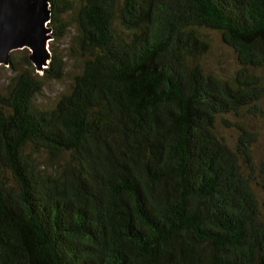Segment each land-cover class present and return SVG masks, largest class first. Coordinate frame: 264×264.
<instances>
[{"label":"trees","instance_id":"16d2710c","mask_svg":"<svg viewBox=\"0 0 264 264\" xmlns=\"http://www.w3.org/2000/svg\"><path fill=\"white\" fill-rule=\"evenodd\" d=\"M49 3L67 53L38 72L13 52L0 91V264H264L258 134L217 130L264 122V0ZM205 31L236 54L229 79L206 71Z\"/></svg>","mask_w":264,"mask_h":264},{"label":"rangeland","instance_id":"374dc122","mask_svg":"<svg viewBox=\"0 0 264 264\" xmlns=\"http://www.w3.org/2000/svg\"><path fill=\"white\" fill-rule=\"evenodd\" d=\"M66 18L67 20H70L72 18V14L68 13ZM74 33V27L72 26L69 29V33L66 38L58 43H56V41L50 42V45L55 43V47H58L63 54H66ZM205 33L207 34V41L210 44V50L203 61L206 71L213 73L220 78L229 79L239 67L236 54L222 42L220 32L205 31ZM17 52L19 57L22 53H24V50H18ZM23 55L24 54H22L19 58ZM257 73L258 75H262L264 78V69L257 70ZM12 76L13 71H11L9 65L2 66L0 68V91H5V88ZM66 86L67 81L62 83H49L43 93L36 98L37 103L44 107H50L54 103L56 97L66 89ZM222 120L229 122L230 125H227V123H220ZM219 123L220 124L217 129L219 135L222 136L231 146H235L236 140L239 136V131L234 127L235 125H244L253 132L257 133L259 142L254 147L255 160L257 163L264 160V122L262 120L242 114L239 116L224 115L219 119ZM39 156L40 159H43L44 157L43 154H39ZM254 188L261 196L259 187L254 185Z\"/></svg>","mask_w":264,"mask_h":264},{"label":"water","instance_id":"95a60500","mask_svg":"<svg viewBox=\"0 0 264 264\" xmlns=\"http://www.w3.org/2000/svg\"><path fill=\"white\" fill-rule=\"evenodd\" d=\"M49 0H0V68L11 54L28 49L38 72L49 65L52 30Z\"/></svg>","mask_w":264,"mask_h":264}]
</instances>
